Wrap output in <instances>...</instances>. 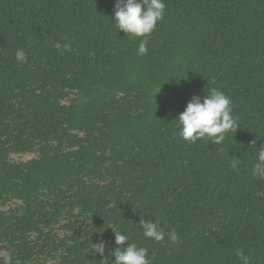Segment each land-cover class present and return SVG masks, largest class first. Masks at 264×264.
Segmentation results:
<instances>
[{
	"label": "trees",
	"instance_id": "trees-1",
	"mask_svg": "<svg viewBox=\"0 0 264 264\" xmlns=\"http://www.w3.org/2000/svg\"><path fill=\"white\" fill-rule=\"evenodd\" d=\"M164 2L141 56L116 0H0V258L112 264L115 229L151 264H264V0ZM211 88L241 126L189 144L176 118Z\"/></svg>",
	"mask_w": 264,
	"mask_h": 264
},
{
	"label": "clouds",
	"instance_id": "clouds-1",
	"mask_svg": "<svg viewBox=\"0 0 264 264\" xmlns=\"http://www.w3.org/2000/svg\"><path fill=\"white\" fill-rule=\"evenodd\" d=\"M165 7L164 0H116L112 18L118 30H123L126 35L143 38L138 45V55L142 56L147 53L148 37L156 29L157 23L163 19ZM55 47L63 51L70 49L69 44L57 43ZM16 59L21 63L27 62V55L23 49L17 50ZM176 119L179 125V135L189 144L203 139L208 143L221 145L229 133H236L241 126L239 118L233 115L231 98L217 88L208 89L203 99L199 95H194ZM239 163L240 160L234 158L231 161V167L238 170ZM252 174L259 179H264V146L259 148ZM139 225L145 238L157 243L165 241L166 233L157 220L153 222L141 218ZM113 232L116 247L112 252L115 257L112 259V264H151L146 248L138 247L135 243H128L129 236L123 231V234L115 229ZM167 236L172 243L178 242L174 229L168 232ZM96 245L98 246L94 251L104 257L107 245L104 242ZM236 256L242 264H249L248 257L239 249L236 251ZM107 258L104 257L101 261H106ZM0 264H12L11 254L0 258Z\"/></svg>",
	"mask_w": 264,
	"mask_h": 264
}]
</instances>
